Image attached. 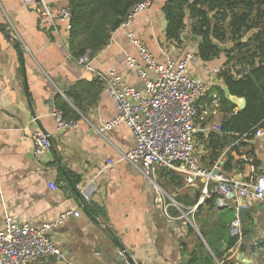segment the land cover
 Masks as SVG:
<instances>
[{
    "label": "crops",
    "instance_id": "obj_1",
    "mask_svg": "<svg viewBox=\"0 0 264 264\" xmlns=\"http://www.w3.org/2000/svg\"><path fill=\"white\" fill-rule=\"evenodd\" d=\"M45 1L54 14L70 8L69 0ZM166 2L153 0L151 8L133 24L115 31L103 50L89 54L93 68L90 71L72 55L68 24L58 21L52 25L41 19L35 5L24 0H0V227L5 214L20 223L42 227L56 222L67 211L79 212L80 217L72 216L48 232L71 264H127L129 257L135 264H183L181 242L187 238L190 222L196 224L189 217L191 211L183 213L176 198L192 195L202 183L195 187L186 182L183 187L171 185L166 174L174 171L162 169L154 184L124 159L136 147L126 125L103 136L97 132L118 113L112 99L102 92L98 72L115 70L128 85L143 87L141 77L127 67L128 57L145 66L129 33L159 63L180 60L188 53L198 58L201 39L193 34L189 16L181 45L166 38ZM256 32H249L242 42L247 43ZM214 43L222 50L219 59L205 64L196 58L189 65L192 75L210 86L200 100L197 120L201 157L208 156L210 136L220 133L217 127L227 117L220 108L217 115L209 111L213 95L220 98L221 90L226 97V85L215 71H221L228 61L227 53L236 46L233 41ZM58 97L77 115L72 119L77 123L76 129L58 131L51 115L57 109ZM232 97L226 98L236 105L234 113L243 110L242 99L236 102ZM38 130L53 142L40 160L33 156V133ZM229 136L241 140V145L234 147V141L224 149L214 164L219 165L216 172L229 179L246 180L250 174L246 159L254 157L258 172L264 175V137L237 133ZM195 155L201 162L197 152ZM229 157L234 159V168L226 171L223 166ZM239 161L245 165L240 167ZM110 163L112 166L104 174L98 173ZM158 197L163 202L159 203ZM237 206L233 203L226 208L230 212L228 234L237 237L238 242L225 254L223 263L264 264V206L254 203L248 208L249 222L241 224V234L235 236L232 223L238 218ZM173 207L182 216L175 217L171 213ZM222 211L213 212L215 222L220 220ZM242 238H249L248 245L256 250L239 246ZM116 240L130 253L128 258ZM226 248L223 241L221 249ZM49 261L54 263L55 259ZM44 262L39 259L29 264Z\"/></svg>",
    "mask_w": 264,
    "mask_h": 264
},
{
    "label": "built area",
    "instance_id": "obj_2",
    "mask_svg": "<svg viewBox=\"0 0 264 264\" xmlns=\"http://www.w3.org/2000/svg\"><path fill=\"white\" fill-rule=\"evenodd\" d=\"M24 2L35 5L41 19L52 25L63 21L68 24L70 30V8L54 14L45 0ZM152 4L153 0H146L132 7L121 27L133 24ZM129 38L139 47L145 66L128 57L127 67L141 77L143 87L138 89L128 85L115 70L98 72L97 81L102 87V92L112 99L118 113L116 117L106 121L97 132L103 136L123 124L126 125L132 133L136 147L124 155V159L154 184L157 172L169 169L182 175L188 185L195 187L198 182L202 183L200 203L209 198L210 193H215L219 209L229 208L233 203H238L237 210L248 209L254 203L264 206V175L258 172L254 157L246 159L250 168L248 178L237 180L216 174L218 164L212 170L204 169L195 155L200 100L210 89L205 80L195 78L189 70V65L196 62L197 57L188 53L180 60L169 59L166 63H159L133 33H129ZM74 59L85 69L93 71L90 55ZM219 72L220 70L215 71ZM210 108L209 112L218 114L220 99L217 95H213ZM51 115L58 131L77 128L76 121L67 120L62 111L55 109ZM217 130L220 131V127H217ZM254 136L264 137V128L257 129ZM33 144V156L36 160H40L53 147L51 138L39 130L33 133ZM240 145L241 140L233 143L234 147ZM111 166L112 163L104 166L98 173L104 174ZM51 188L56 189L53 185ZM157 201L163 202L161 197H158ZM196 209L197 206L192 208L191 213ZM80 215L79 212L67 211L56 222L36 227L31 223H20L10 214H5L4 223L0 227V264H29L39 259L45 260L43 264H71L48 232L72 216ZM232 230L235 236L241 234L239 218L232 223ZM50 258H54L55 262L51 263ZM127 264L135 263L132 261Z\"/></svg>",
    "mask_w": 264,
    "mask_h": 264
},
{
    "label": "trees",
    "instance_id": "obj_3",
    "mask_svg": "<svg viewBox=\"0 0 264 264\" xmlns=\"http://www.w3.org/2000/svg\"><path fill=\"white\" fill-rule=\"evenodd\" d=\"M144 1L69 0L72 15L69 44L73 57L79 59L103 50L112 34L126 21L130 9ZM163 13L167 21L166 38L177 45L183 43L182 34L187 28V17H190L192 32L201 39L198 59L205 64L219 59L222 54L215 41L236 43L235 49L227 53L228 61L218 76L231 96L246 100V107L234 113L236 105L220 90V111L227 117L219 126L220 133L211 134L209 154L201 159L203 168L212 170L224 149L235 141V137L229 135H254L257 129L264 128V0H167ZM252 30H257L256 34L243 43L242 40ZM231 53L233 56H230ZM56 107L67 120L77 117L60 97L56 98ZM233 162L234 159L229 157L224 169L233 170ZM238 164L240 167L245 165L241 161ZM166 175L169 184L177 187L185 185L186 181L180 175L174 172ZM202 192V184H199L192 195L176 198L185 213L197 206L189 217L202 236L192 225H188L187 238L181 242L183 264H227L223 263L225 254L238 242L237 237L228 234L229 223L223 218L224 213L230 212L223 209L220 220L215 222L212 217L213 212L219 210L217 195L210 193V197L200 203ZM171 213L175 217L182 216L174 207ZM223 241L227 243L224 250L221 249Z\"/></svg>",
    "mask_w": 264,
    "mask_h": 264
},
{
    "label": "water",
    "instance_id": "obj_4",
    "mask_svg": "<svg viewBox=\"0 0 264 264\" xmlns=\"http://www.w3.org/2000/svg\"><path fill=\"white\" fill-rule=\"evenodd\" d=\"M223 89H224V92L226 94V97L227 98H231L232 96H231V94H230L227 86H224ZM232 99L234 101H236V102L239 100L237 97H232ZM242 106H241L242 109L245 108V106H246V100L245 99H242ZM215 173L218 174L217 172H215ZM248 213H249V209L240 208L238 210V218H239L241 224H247L249 222ZM199 235H200V237H202L201 234H199ZM116 242L118 243V245H119V247L121 249V252H122L123 256H127V258H128V256H129L130 253H128V251L125 249V247L119 241L116 240ZM239 243H240L239 246L246 245L251 251H255L256 250V247L255 246L248 245L249 238H242V239H240V242ZM128 260H129V262H132L131 259H130V257H129Z\"/></svg>",
    "mask_w": 264,
    "mask_h": 264
},
{
    "label": "rangeland",
    "instance_id": "obj_5",
    "mask_svg": "<svg viewBox=\"0 0 264 264\" xmlns=\"http://www.w3.org/2000/svg\"><path fill=\"white\" fill-rule=\"evenodd\" d=\"M198 146V145H197ZM197 154L199 156V158L202 156V153H201V149L199 148V146L197 147ZM202 158V157H201ZM158 179V178H157ZM223 218L226 222H230V215L228 213H224L223 214ZM190 224L197 230V232L199 233L198 231V228L194 225V223L191 221ZM200 234V233H199Z\"/></svg>",
    "mask_w": 264,
    "mask_h": 264
}]
</instances>
